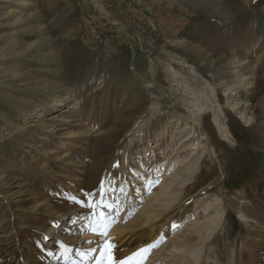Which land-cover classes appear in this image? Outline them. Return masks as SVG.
Here are the masks:
<instances>
[{"label": "rangeland", "instance_id": "374dc122", "mask_svg": "<svg viewBox=\"0 0 264 264\" xmlns=\"http://www.w3.org/2000/svg\"><path fill=\"white\" fill-rule=\"evenodd\" d=\"M176 79L197 89L216 86L238 142L215 135L221 151L229 145L233 151L214 160L207 182L159 209L152 224L119 235L124 245L115 248L121 255L115 260H127L162 235L143 264L166 261L161 249L174 229L217 194L231 216L211 239L218 263L264 264V137L257 132L264 131V0H0V264H34L57 252L72 258L73 248L52 235L65 223L64 229L74 228L71 214L84 219L96 208L103 177L120 195L115 188L127 150L120 120L131 126L149 117L151 95L159 121L141 176L153 177L169 149L194 146ZM58 96L64 103L50 109ZM233 107L254 120L245 123ZM178 113L184 115L179 122ZM196 194L209 202L193 204ZM141 206L126 207L124 222L143 218ZM242 209L257 220L242 221ZM101 249L94 258L103 254L107 261ZM86 253L79 249L68 262L80 264Z\"/></svg>", "mask_w": 264, "mask_h": 264}, {"label": "bare ground", "instance_id": "6f19581e", "mask_svg": "<svg viewBox=\"0 0 264 264\" xmlns=\"http://www.w3.org/2000/svg\"><path fill=\"white\" fill-rule=\"evenodd\" d=\"M192 70L193 69H191V71ZM173 80H175L174 77ZM237 84L243 87L246 84V79H241ZM178 85L182 88L183 93L179 98L180 103L186 110L185 117L188 118L191 123V130L188 133L187 139L195 136L196 142L194 146L189 150L184 148L176 150L169 149L166 154L161 155L159 164L153 166L151 172L153 173V177L148 175L141 176L143 172L148 171L146 168L147 164L145 163L146 152L149 151V147H151L149 146L150 140L157 131L153 129L152 126L156 125L155 123L159 121L156 115L159 104L157 100L152 99L153 96L151 95L146 110V114H148L149 117L144 118L141 116V118L131 126L126 118L120 120V126H123L126 132V136L124 134L123 139H125L127 144L126 154L125 157L123 156L124 159L121 166L122 174L120 175V182L115 188L120 195L117 196L116 192L111 188L110 181L107 182L103 177L99 184L98 195L96 196V208L89 212L84 219H79L77 212L71 214L69 216V224H75L74 228H71V230L64 229V227L68 225L65 223L63 227L57 230L58 232L52 235V237L62 240L70 247L69 249L73 248L70 252L72 258L68 259L64 257V254L57 252L51 260L41 259L40 262H34V264H72V259L76 258L79 249H89L90 251L89 255L86 253L87 257L85 256L86 258H83L80 264H103L100 254H98L96 258H94V256L97 251H102L101 246H105L108 240L114 242L111 255L114 260L117 259L121 256L119 254L120 251H117L121 247L118 249L117 247L124 243V239H122L123 236L119 237V235L125 234L126 230L134 228L137 225L142 224L144 226V224H152L154 220L157 219V212L159 209L166 211L180 201L188 188L191 189L201 182H207L214 168V160H220V158L225 157V154H229L233 151V149H230L231 146L229 145L230 148H226L227 152H223L220 150V144L213 141L215 135H219L231 145L238 142L237 137L230 128L229 116L217 99L215 93L216 86L208 83L206 86H203L205 87L204 89L203 87L197 89L181 81L177 82V87ZM223 89L229 90L230 88L224 87ZM62 103H64L63 99L58 96L48 104L51 109ZM227 105H229L228 102ZM233 109L245 123L248 124L254 120L253 115L246 116L244 111L240 110L239 107H233ZM207 111L210 112L215 126L213 132L205 125ZM183 116L182 113H178L177 122H179L180 118ZM149 119L150 121H148ZM257 132H259V136L263 134L264 137V131L261 132L257 130ZM115 134L117 133L115 132ZM156 136L159 137L160 134ZM171 137L172 132L170 134V138ZM159 139H162V137H159ZM143 143L145 144L143 145ZM141 144L143 146H141ZM151 152L152 157L154 156V158H157V148L152 149ZM196 153H198V155ZM128 160L133 166V168H131L132 170L128 169ZM225 166L226 165L223 167ZM91 171L92 174L96 173L97 167H94ZM206 188L207 187H205V189ZM203 189L204 187L202 188V186H200L199 190ZM206 197L207 196H204V194L201 196H199V194L194 195L195 200L193 204L202 203L205 201ZM222 198L223 197L217 194L212 195L210 203H207L202 209L200 208L201 210L198 208L195 211V215L192 216L194 218L193 220L185 221L182 226L174 229L173 237L167 241V244L163 245L161 249L165 253L163 257L169 258L165 259L166 261H162L160 264H219L218 256L220 253L213 250V247H210L212 245L211 239L216 232L223 228V222L231 217L229 211H226L224 199ZM121 199L124 200V206L122 207H120L119 204ZM206 201L208 200L206 199ZM136 205L141 206L139 212L142 215L144 214L143 218L137 220L134 217L124 222L125 218L122 217H124L127 212L125 208L132 209ZM214 207V213H211L210 209ZM243 208L247 209V207ZM83 209L84 207L80 208L78 211L83 212ZM246 209H244L245 211L243 209L237 210L238 217L244 222L255 219L250 213L246 212ZM118 214L120 217L119 219H117ZM101 215H103V219H101ZM56 221L57 219L55 223ZM196 238H198V241L194 242ZM161 242H163L162 235L159 237L156 236L150 241V243L156 246ZM115 244H117L116 247ZM115 248L117 250H115ZM154 251L155 250H153V253ZM228 256L229 259L230 257L233 258V253H229ZM106 258H108V254L105 256V259ZM70 260L72 261L68 262Z\"/></svg>", "mask_w": 264, "mask_h": 264}, {"label": "snow or ice", "instance_id": "6c2138e0", "mask_svg": "<svg viewBox=\"0 0 264 264\" xmlns=\"http://www.w3.org/2000/svg\"><path fill=\"white\" fill-rule=\"evenodd\" d=\"M90 206H94V205H90ZM101 219H103V215H101ZM155 246H156L155 244H151L145 248H141L136 253H134L132 257H129L127 260L119 261V264H132L133 260L135 261V264H143V260L146 258V254ZM61 247H63V245H61ZM113 247L114 245L106 242L105 248L106 251L108 252V259L107 261H103V254H102L103 264H117V261L112 258L110 251ZM135 258H139V259H135Z\"/></svg>", "mask_w": 264, "mask_h": 264}]
</instances>
